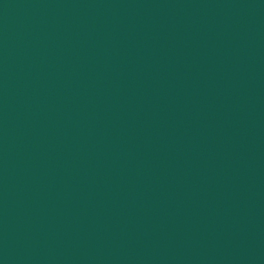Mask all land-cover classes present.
Here are the masks:
<instances>
[{"label":"water","instance_id":"obj_1","mask_svg":"<svg viewBox=\"0 0 264 264\" xmlns=\"http://www.w3.org/2000/svg\"><path fill=\"white\" fill-rule=\"evenodd\" d=\"M0 264H264V0H0Z\"/></svg>","mask_w":264,"mask_h":264}]
</instances>
